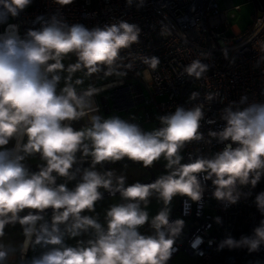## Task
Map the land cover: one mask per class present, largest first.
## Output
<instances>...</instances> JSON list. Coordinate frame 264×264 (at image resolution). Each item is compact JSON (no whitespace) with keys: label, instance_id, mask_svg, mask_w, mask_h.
<instances>
[{"label":"clouds","instance_id":"clouds-1","mask_svg":"<svg viewBox=\"0 0 264 264\" xmlns=\"http://www.w3.org/2000/svg\"><path fill=\"white\" fill-rule=\"evenodd\" d=\"M56 2L67 6L74 0ZM31 3L0 0V264L17 252L16 246L3 239L6 226L17 223L24 239L18 246L16 264H167L175 238L184 227L182 219H170L174 197L201 202L203 174L204 181L212 180L215 199L236 203L237 185L255 186L264 175V102L225 107L221 116L224 127L209 133L220 143L227 142L223 150L211 159L181 163L180 152L186 143L203 138L199 131L202 106L177 107L159 116L161 127L145 131L120 116H101L93 99L99 90L90 86L77 92L71 83L72 74L80 70L87 76L101 71L105 76L120 75L115 67L120 52L138 41L139 29L127 22L89 29L53 16L40 29H29L21 36L19 24L11 21ZM70 53L77 61L67 67L65 86L58 91L60 73L65 70L62 61ZM144 63L155 69L159 60L145 58ZM206 68L194 61L186 72L199 78ZM82 83L81 79L75 81L76 85ZM196 96L192 93L191 99ZM207 99L212 100L213 95ZM246 100L241 97L240 103ZM85 118L87 125L80 129L66 123ZM78 152L81 162L91 157L88 168L73 170ZM37 153L44 164L33 172L24 161ZM162 156L169 171L148 184L126 185L124 176L95 169L98 164L125 158L147 168ZM77 173L82 174L73 189L67 183H56L58 177L75 180ZM100 189L113 196L119 193L124 201L107 210L106 227L85 214L94 212L103 198ZM154 193L164 207L150 218L146 208ZM256 203L264 213V192L257 195ZM49 209L50 221L45 218ZM145 224L154 230L153 235L140 232ZM90 231L94 235L86 242L66 243V238ZM262 243L264 220L253 237L239 241L229 237L220 247H247L252 252ZM37 246L43 251L29 258Z\"/></svg>","mask_w":264,"mask_h":264},{"label":"built area","instance_id":"built-area-1","mask_svg":"<svg viewBox=\"0 0 264 264\" xmlns=\"http://www.w3.org/2000/svg\"><path fill=\"white\" fill-rule=\"evenodd\" d=\"M217 1L131 0L129 4L128 0H74L62 6L56 0H32L11 22L19 24L21 36L29 29H40L53 16L68 25L79 23L89 29L120 22L135 25L138 41L121 50L115 66L121 74L114 73L115 79L91 86L99 90L93 99L99 112L121 113L143 130L147 123L159 122V116L177 107L202 106L199 131L203 138L181 149L183 163H189L197 158L211 159L223 150L227 142L220 143L209 133L224 127L221 116L225 107L264 102V0H252L253 22L245 31L231 34H227L226 9H220ZM224 1L226 8H238L232 0ZM152 57L159 60L155 69L144 63L145 58ZM194 61L207 66L199 78L186 72ZM192 93H197L195 99H191ZM209 94L212 100L207 99ZM241 97H247L244 104ZM202 176V201L179 196L170 215L171 220L182 219L184 227L175 238L167 264L179 253L194 257V264H264V243L252 252L247 247H220L229 237L237 241L253 237L261 225L264 213L258 209L256 197L264 192V175L255 186L238 184L236 203L215 199L212 180L204 181ZM102 194L103 198L113 197L106 190Z\"/></svg>","mask_w":264,"mask_h":264},{"label":"rangeland","instance_id":"rangeland-1","mask_svg":"<svg viewBox=\"0 0 264 264\" xmlns=\"http://www.w3.org/2000/svg\"><path fill=\"white\" fill-rule=\"evenodd\" d=\"M218 5L220 9L225 10L226 9V18L228 22V29L227 34H231L237 31H245L253 22L254 19V3L252 0H232L233 5H238V8H226L225 1L224 0H218ZM77 57L75 54H68L63 59V64L65 65V70L60 73L61 75V81L58 85V91L65 86V78L69 75L67 72V67L71 64L76 63ZM116 75H110L105 76L104 73H96L92 76L85 75V71L80 70L72 74L71 83L76 88L77 92L90 87V86H97L104 84L112 79H115ZM77 79H81L83 81L82 84L76 85L75 81ZM102 113V112H100ZM107 115H104L102 113L103 117L111 116V114L106 113ZM119 115L121 113H118ZM122 115V114H121ZM159 128V127H158ZM153 129H156L154 125H148L146 127V131H151ZM12 142L10 143L9 147H11ZM180 155L182 156L181 152ZM181 163H183V159L181 160ZM167 164V161L163 158V156L153 163L152 166H149L145 168L142 166V163L140 162H134L129 161L127 159L117 161L115 164L110 166L108 171H113L116 176H124L126 178V185L132 184L135 182L145 183L151 178L157 179L158 177L165 175L168 173V169L165 167ZM179 196H176L173 198L171 204H170V215L174 212L175 207L177 205V199ZM124 201L120 197L119 193L116 194L114 197H108L103 198L99 201H97L95 206L94 212H86L85 214L91 215L95 217L99 223H101L103 226L106 227V212L107 210L113 205L117 203H123ZM209 205V203H207ZM143 207V205H142ZM164 207L163 202L158 199L157 194H153L151 197H149V203L147 205V212L149 213V217L155 216L162 208ZM206 211L213 213V210L211 208H207ZM46 220L51 219L50 214H45ZM63 227V226H61ZM141 233L153 235L154 230L150 227L149 224H145L142 226V229L140 230ZM94 233L91 231L89 233H86L82 235L81 237H77L75 239H68L66 242L69 245H75L77 243V240H84L85 242L92 238ZM67 239V238H66ZM40 254V252H39ZM17 261L19 259V252L17 253ZM33 255H37L33 253V251L29 254V258ZM195 258L187 256L183 253H179L176 256L173 257V259L168 264H194Z\"/></svg>","mask_w":264,"mask_h":264},{"label":"crops","instance_id":"crops-1","mask_svg":"<svg viewBox=\"0 0 264 264\" xmlns=\"http://www.w3.org/2000/svg\"><path fill=\"white\" fill-rule=\"evenodd\" d=\"M87 88H89V87H87ZM84 89H86V88H84ZM84 89H82V90H84ZM102 113H104V115H107L105 112H102ZM102 113L99 112V114L101 116H102ZM108 114H111V116H120L122 119H125V116H123L121 114L119 115L118 113H115V112H111V113H108ZM66 123H71V125L75 129H80V128H82V127L87 125V118H85L84 120H80V121H71V122H66ZM148 125H154V127H156V128L161 127L160 122L152 121V122H149V123H147L145 125V131H146V127ZM12 143H14V141ZM11 146H12V144H11ZM80 157H81V154L78 152L77 153L78 163L73 166V170H75L77 167H79V168H81V170H83L84 168H88L90 166L91 157L85 158L82 162L80 161ZM24 163L29 168L30 171L35 172V171L39 170V166L44 164V161L41 159L40 155L37 153V154H35L33 156L27 157L25 159ZM113 164H115V162L114 163L105 162L103 164L96 165L95 169L97 171H99V172L108 171L110 166H112ZM81 174L82 173H77L76 179L75 180H70V181L66 180V178H64V177H58L56 183L57 184L67 183L68 188L69 189H73L75 187V185L79 182ZM100 191L103 192L105 190L104 189H100ZM26 212H27V210H26ZM23 214H25V213H22L21 215H23ZM45 214H50L51 215V211H46ZM5 232H6V235L3 238L4 242L6 244L11 243L12 245L17 247V252L14 255L10 254L8 259H7V261L5 262V264H16L17 257H18L17 253L19 252L18 251V246L22 242V240L24 239V237L22 235V228H21V226L18 223L15 224V226L8 225L5 228ZM67 241H68V239H66V242ZM41 251H43V249H41L39 246H37L36 250L33 253L39 255V252H41ZM31 252L32 251H30L29 254Z\"/></svg>","mask_w":264,"mask_h":264},{"label":"water","instance_id":"water-1","mask_svg":"<svg viewBox=\"0 0 264 264\" xmlns=\"http://www.w3.org/2000/svg\"><path fill=\"white\" fill-rule=\"evenodd\" d=\"M46 211H51V209H49V210H46Z\"/></svg>","mask_w":264,"mask_h":264},{"label":"bare ground","instance_id":"bare-ground-1","mask_svg":"<svg viewBox=\"0 0 264 264\" xmlns=\"http://www.w3.org/2000/svg\"><path fill=\"white\" fill-rule=\"evenodd\" d=\"M19 260V259H18Z\"/></svg>","mask_w":264,"mask_h":264}]
</instances>
